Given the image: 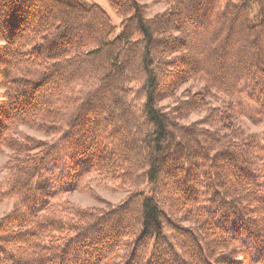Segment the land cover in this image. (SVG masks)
Wrapping results in <instances>:
<instances>
[{"label":"trees","instance_id":"1","mask_svg":"<svg viewBox=\"0 0 264 264\" xmlns=\"http://www.w3.org/2000/svg\"><path fill=\"white\" fill-rule=\"evenodd\" d=\"M107 1L0 0V264H264V0Z\"/></svg>","mask_w":264,"mask_h":264},{"label":"rangeland","instance_id":"2","mask_svg":"<svg viewBox=\"0 0 264 264\" xmlns=\"http://www.w3.org/2000/svg\"><path fill=\"white\" fill-rule=\"evenodd\" d=\"M88 4H96L98 5L109 17L112 25L116 28V35L120 32V24L121 19L116 15L115 11L112 9L111 5L107 0H83ZM140 4L145 5L147 7L146 10V18H152L153 16L160 14L168 9V5L155 3L152 0H137ZM185 88H189L186 86ZM196 89V90H195ZM195 91L198 88H194ZM180 95V94H178ZM213 107H224L230 103H233L232 100L219 95L217 93L214 94V97L209 100ZM173 105V100H167L162 103V106L170 107ZM204 114L203 113H194L187 119L183 120L182 123L190 124L197 120H199ZM238 126L243 128L247 133H258L264 132V125H254L246 116L239 118L237 121ZM19 136H31L39 140H50L53 137H45L40 135L32 130H29L25 127H21L19 130ZM56 143V140L53 141V144ZM10 155V151L7 149L0 151V181L2 180L5 172L1 171L2 166L6 163ZM94 177V175L87 176L86 179H83L78 183L79 186H84L87 184L90 189H92L98 199L95 200L90 197L89 194H85L79 191L68 192L64 194L63 198L69 200L70 202L80 206L81 208H103L106 206L107 202L109 204L115 205L118 204L124 197L125 194L122 192H114V190H110V184L108 182H104L101 185H97L95 182H89ZM49 187L56 188L59 190L58 184L49 183ZM11 202H5L0 205V218L6 214L11 208Z\"/></svg>","mask_w":264,"mask_h":264}]
</instances>
